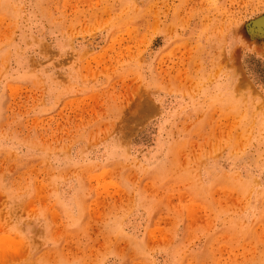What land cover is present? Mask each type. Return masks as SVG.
Segmentation results:
<instances>
[{
    "label": "rangeland",
    "instance_id": "374dc122",
    "mask_svg": "<svg viewBox=\"0 0 264 264\" xmlns=\"http://www.w3.org/2000/svg\"><path fill=\"white\" fill-rule=\"evenodd\" d=\"M0 264H264V0H0Z\"/></svg>",
    "mask_w": 264,
    "mask_h": 264
}]
</instances>
